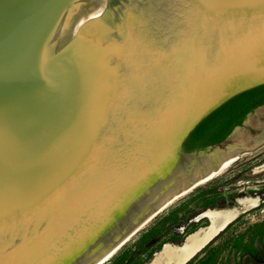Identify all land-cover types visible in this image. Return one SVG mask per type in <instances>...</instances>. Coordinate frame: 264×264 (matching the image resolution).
<instances>
[{"label":"water","instance_id":"obj_1","mask_svg":"<svg viewBox=\"0 0 264 264\" xmlns=\"http://www.w3.org/2000/svg\"><path fill=\"white\" fill-rule=\"evenodd\" d=\"M263 85L264 0H0V264L112 258L178 168L249 131L187 152L191 133ZM238 217L150 264H188Z\"/></svg>","mask_w":264,"mask_h":264},{"label":"rangeland","instance_id":"obj_2","mask_svg":"<svg viewBox=\"0 0 264 264\" xmlns=\"http://www.w3.org/2000/svg\"><path fill=\"white\" fill-rule=\"evenodd\" d=\"M256 111L260 113L253 126L257 123L262 131L264 106ZM251 139L249 132L244 131L231 143L244 141L250 145ZM263 164L264 144L243 154L212 181L172 203L118 253L127 252L125 259L106 264H149L164 245H180L190 234L206 227L207 219L193 221L199 214L231 206H238L241 214L196 256V264H264V170L257 171ZM240 198L251 199L250 208L238 205Z\"/></svg>","mask_w":264,"mask_h":264},{"label":"bare ground","instance_id":"obj_3","mask_svg":"<svg viewBox=\"0 0 264 264\" xmlns=\"http://www.w3.org/2000/svg\"><path fill=\"white\" fill-rule=\"evenodd\" d=\"M263 144L264 129L260 131V133L256 137L251 139L250 145H247L244 141H238L237 143H230L225 147L215 148L211 153L202 154L199 158L195 159L194 165L191 169H188V165L191 161L189 160L187 163H185L184 167L182 166L175 171L174 183L160 198V201L153 208L150 215L145 218L140 230L143 229L151 220H153L156 216L163 212L172 203H174L181 197L187 195L189 192L193 191L197 187L212 181L213 179L221 175L223 172L231 168L235 163H237L241 159L243 154ZM263 170L264 164L257 168V171ZM237 201L238 205H244L245 208H250L251 206V199L249 198H240ZM240 214L241 210L238 206L211 210L208 215L211 216L212 227L210 229H204V227H201V234H208L209 232H211L212 229L223 226L225 223L233 220ZM164 246L166 247V249L177 248V244L169 243ZM108 260L109 259H107L106 261ZM99 263L100 262L96 264Z\"/></svg>","mask_w":264,"mask_h":264},{"label":"trees","instance_id":"obj_4","mask_svg":"<svg viewBox=\"0 0 264 264\" xmlns=\"http://www.w3.org/2000/svg\"><path fill=\"white\" fill-rule=\"evenodd\" d=\"M262 93H264V85L234 97L226 104H224L222 107H220L215 112H213L188 137L187 141L185 142L186 151L191 152L194 150H203L206 149L208 146L218 144L219 142L224 140L236 125L241 124L242 119L245 116L246 112L251 110V108L250 109L248 108L246 109V111L243 112L242 108L244 107V105L252 98ZM125 246H123L106 263L108 262L116 263L125 259L123 255H125L124 253L127 252L118 255V253ZM194 259L191 260L188 264H190L193 261L195 262H193L192 264L194 263L196 264L197 261L196 259L195 260Z\"/></svg>","mask_w":264,"mask_h":264},{"label":"flooded vegetation","instance_id":"obj_5","mask_svg":"<svg viewBox=\"0 0 264 264\" xmlns=\"http://www.w3.org/2000/svg\"><path fill=\"white\" fill-rule=\"evenodd\" d=\"M262 106H264V93L258 94L256 97L252 98L250 101H248L244 105L245 108L244 107L242 108L243 112L246 111V109H248V108L249 109L251 108V110H249V111L247 110L248 112H246L245 116L243 117L241 124L236 125L233 128V130L230 132V134H228L224 140H222L221 142H219L218 144H215V145H219V144L223 143L224 141H226L237 128H241L242 126L247 127V130L249 131L250 137H253V138L256 137L260 133L258 131H260L261 128L260 127L258 128V126H256V125H258L257 123L255 124V126H253L251 124L252 121L249 119V116L254 114L256 112V110ZM248 119H249V122H247ZM215 145L208 146L207 148L214 147Z\"/></svg>","mask_w":264,"mask_h":264}]
</instances>
